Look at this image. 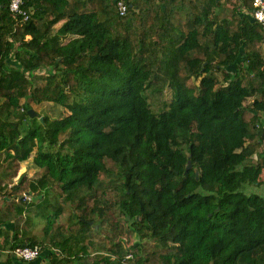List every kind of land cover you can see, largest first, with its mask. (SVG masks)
<instances>
[{
	"label": "trees",
	"instance_id": "1",
	"mask_svg": "<svg viewBox=\"0 0 264 264\" xmlns=\"http://www.w3.org/2000/svg\"><path fill=\"white\" fill-rule=\"evenodd\" d=\"M126 1L122 16L117 0H24L23 20L0 0V250L40 245L47 264H264V196L244 190L264 184L253 0ZM44 101L67 113L39 114ZM30 158L39 177L11 185ZM16 261L0 255L29 263Z\"/></svg>",
	"mask_w": 264,
	"mask_h": 264
},
{
	"label": "built area",
	"instance_id": "2",
	"mask_svg": "<svg viewBox=\"0 0 264 264\" xmlns=\"http://www.w3.org/2000/svg\"><path fill=\"white\" fill-rule=\"evenodd\" d=\"M253 18L264 27V0H253ZM118 12L124 16L128 12V3L126 0H117ZM10 11L18 17H22L23 20L29 19V13L24 8V0H10L9 2ZM29 35L26 37L28 39ZM26 199H31L28 194L24 195ZM6 252L16 259L24 261H33L39 258L42 254V248L40 245L29 246L19 245L14 248L6 249ZM127 257H132V254H128Z\"/></svg>",
	"mask_w": 264,
	"mask_h": 264
},
{
	"label": "rangeland",
	"instance_id": "3",
	"mask_svg": "<svg viewBox=\"0 0 264 264\" xmlns=\"http://www.w3.org/2000/svg\"><path fill=\"white\" fill-rule=\"evenodd\" d=\"M60 24H58L56 27H55V30H57L59 28ZM30 37H28L29 39ZM216 74L217 76L220 78V80L223 78V73L221 71H216ZM36 80V79H35ZM42 82V80H39L38 83L40 84ZM161 100H165V101H170L171 100V97H172V88L171 86L166 83L165 87H164V90H163V93L161 95ZM155 96H151V101H153V99ZM252 101V98H250L248 101H247V104L251 103ZM37 109V111L40 113H45L47 114L48 116L54 118V117H57L61 112L62 114H66L67 111L66 109L60 107L59 105H56L55 103L53 102H48V101H44L43 103L41 104H35L34 105ZM262 114H264V111L262 112ZM264 150V145L263 147H261L259 149V152H262ZM258 152V153H259ZM258 153H255L253 155L254 158H258ZM27 165V168L30 169L29 167L31 165H33V167H35L34 163H33V160L32 158L29 159V162L26 164ZM31 170V169H30ZM38 175V173H36ZM35 175V174H34ZM36 177V175H35ZM244 190L247 192V193H258V194H261L264 196V184L262 185H256V184H247L245 185L244 187ZM47 222L44 220V219H41V218H35L34 219V222L31 224V227L30 229L33 231V232H36L39 240H42L43 237H44V233H45V226H46ZM132 242H134V244L138 243L139 240L135 238L132 240Z\"/></svg>",
	"mask_w": 264,
	"mask_h": 264
},
{
	"label": "crops",
	"instance_id": "4",
	"mask_svg": "<svg viewBox=\"0 0 264 264\" xmlns=\"http://www.w3.org/2000/svg\"><path fill=\"white\" fill-rule=\"evenodd\" d=\"M64 23V21H60V22H58V23H56L55 24V27L58 25V24H60V26H59V28L62 26V24ZM29 37L31 38V36L29 35ZM29 38V39H30ZM29 162V160H27V161H24V162H22L21 163V165H20V168H19V171H18V174L15 176V177H13V181H12V184L11 185H14V184H16L17 182H18V180H19V178L21 177V175L22 174H27V176H28V178H34V179H36V178H38L39 177V168L38 167H33V165H31L29 168L31 169H28L27 168V163ZM36 173H38V175L36 174ZM36 175V177H35V175ZM27 194V193H26ZM3 203H4V197H3V195L2 194H0V206H2L3 205ZM11 227H13V225H11V224H5L4 225V227H3V233L4 234H6V235H9V233H11V236H12V232H10V230L9 229H11ZM2 237H0V241H2ZM10 247H9V245H6V246H4L0 251H1V253H0V255H1V258H3V259H8V257H10V254H8L7 252H6V249H9ZM11 248H13V247H11ZM14 259H15V257H14ZM16 262H20V259H17V261ZM27 262H29L28 264H47V261L46 260H44V259H39L38 261H27ZM19 264H22L21 262L19 263Z\"/></svg>",
	"mask_w": 264,
	"mask_h": 264
},
{
	"label": "water",
	"instance_id": "5",
	"mask_svg": "<svg viewBox=\"0 0 264 264\" xmlns=\"http://www.w3.org/2000/svg\"><path fill=\"white\" fill-rule=\"evenodd\" d=\"M115 2H116V0H115ZM29 113H30L31 116H34L36 114V112L33 109H30ZM41 120H43V116H41ZM191 166H192V163L190 162L188 168H190ZM196 178H198V173H197ZM27 194L31 196L33 194V192L32 191H28Z\"/></svg>",
	"mask_w": 264,
	"mask_h": 264
}]
</instances>
